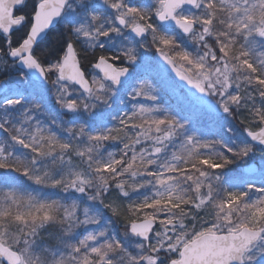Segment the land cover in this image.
Returning a JSON list of instances; mask_svg holds the SVG:
<instances>
[{"label": "snow or ice", "instance_id": "snow-or-ice-1", "mask_svg": "<svg viewBox=\"0 0 264 264\" xmlns=\"http://www.w3.org/2000/svg\"><path fill=\"white\" fill-rule=\"evenodd\" d=\"M257 153L264 0H0V264H264Z\"/></svg>", "mask_w": 264, "mask_h": 264}, {"label": "trees", "instance_id": "trees-1", "mask_svg": "<svg viewBox=\"0 0 264 264\" xmlns=\"http://www.w3.org/2000/svg\"><path fill=\"white\" fill-rule=\"evenodd\" d=\"M259 162H260V158L259 157L254 158L253 160L249 161V163H259ZM241 163H243V162H241ZM241 163L238 164V165H233L232 168L235 169L237 172L240 171Z\"/></svg>", "mask_w": 264, "mask_h": 264}, {"label": "rangeland", "instance_id": "rangeland-1", "mask_svg": "<svg viewBox=\"0 0 264 264\" xmlns=\"http://www.w3.org/2000/svg\"><path fill=\"white\" fill-rule=\"evenodd\" d=\"M257 157L260 158V162H259V164H260V165H261V164H264V158H262L261 155H260L259 153H257V154L254 156V158H257ZM254 158H253V159H254ZM243 167H244V164L241 163V168H240V170H241Z\"/></svg>", "mask_w": 264, "mask_h": 264}, {"label": "water", "instance_id": "water-1", "mask_svg": "<svg viewBox=\"0 0 264 264\" xmlns=\"http://www.w3.org/2000/svg\"><path fill=\"white\" fill-rule=\"evenodd\" d=\"M254 166L258 167L257 165H254Z\"/></svg>", "mask_w": 264, "mask_h": 264}]
</instances>
